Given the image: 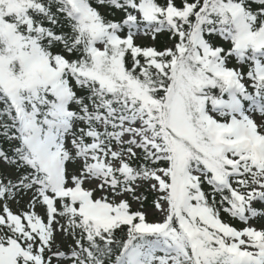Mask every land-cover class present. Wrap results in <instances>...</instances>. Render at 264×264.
I'll list each match as a JSON object with an SVG mask.
<instances>
[{
  "label": "snow or ice",
  "instance_id": "6c2138e0",
  "mask_svg": "<svg viewBox=\"0 0 264 264\" xmlns=\"http://www.w3.org/2000/svg\"><path fill=\"white\" fill-rule=\"evenodd\" d=\"M0 264H264V0H0Z\"/></svg>",
  "mask_w": 264,
  "mask_h": 264
},
{
  "label": "rangeland",
  "instance_id": "374dc122",
  "mask_svg": "<svg viewBox=\"0 0 264 264\" xmlns=\"http://www.w3.org/2000/svg\"><path fill=\"white\" fill-rule=\"evenodd\" d=\"M138 43H145V44H147V43H150V41H148V40H143V41H138ZM130 203H131V210L132 211H136V210H141V211H148L149 212V216H148V219H150V220H152V219H157L158 217L157 216H155V215H153V209H152V205H148V206H145V204H146V201L144 202V206H143V208H141L140 207V205L139 204H137L136 202H132V201H130ZM13 210L15 211V207L13 208ZM240 225V224H239ZM240 226H242V225H240ZM259 225H257V227H258Z\"/></svg>",
  "mask_w": 264,
  "mask_h": 264
},
{
  "label": "trees",
  "instance_id": "16d2710c",
  "mask_svg": "<svg viewBox=\"0 0 264 264\" xmlns=\"http://www.w3.org/2000/svg\"><path fill=\"white\" fill-rule=\"evenodd\" d=\"M166 43H167L166 38L163 37V36H161L159 38V42L157 43L156 46L157 47H163ZM151 201H152V197H151V195H149V199L146 201L145 206L152 205V202ZM235 226L241 227L238 223Z\"/></svg>",
  "mask_w": 264,
  "mask_h": 264
}]
</instances>
